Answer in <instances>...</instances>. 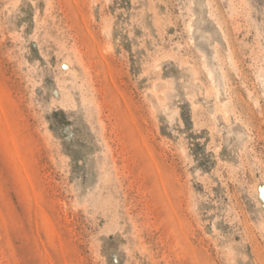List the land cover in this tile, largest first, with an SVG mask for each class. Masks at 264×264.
Masks as SVG:
<instances>
[{"label": "rangeland", "instance_id": "obj_1", "mask_svg": "<svg viewBox=\"0 0 264 264\" xmlns=\"http://www.w3.org/2000/svg\"><path fill=\"white\" fill-rule=\"evenodd\" d=\"M0 264H264V0H0Z\"/></svg>", "mask_w": 264, "mask_h": 264}, {"label": "bare ground", "instance_id": "obj_2", "mask_svg": "<svg viewBox=\"0 0 264 264\" xmlns=\"http://www.w3.org/2000/svg\"><path fill=\"white\" fill-rule=\"evenodd\" d=\"M237 127H239V126H237ZM238 135H240V136H241V133H239Z\"/></svg>", "mask_w": 264, "mask_h": 264}]
</instances>
